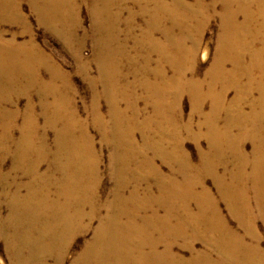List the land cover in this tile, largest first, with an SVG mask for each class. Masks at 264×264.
I'll return each mask as SVG.
<instances>
[{"label": "bare ground", "instance_id": "1", "mask_svg": "<svg viewBox=\"0 0 264 264\" xmlns=\"http://www.w3.org/2000/svg\"><path fill=\"white\" fill-rule=\"evenodd\" d=\"M128 1L149 16L147 31L134 39L144 49L139 58L144 80L138 87L147 93L152 109L143 118L126 100L131 85L123 83L127 76L121 71L123 63L132 62L124 52L132 37L126 31L120 43L116 7ZM25 2L37 22L67 49L87 35L79 34L75 0H0V244L11 263L48 264L54 258L55 264H63L73 239L89 232L96 221L91 241L72 264H264L255 229V213L264 222V0H91L97 76H89L86 64L79 73L92 90V124L113 149L114 188L102 205L97 203L99 161L87 123L71 108L66 75L36 43L23 13ZM211 14L220 23L218 49L201 81L193 69ZM5 26L21 27L28 43H17L15 36L6 40ZM153 55L158 56L154 67ZM230 91L235 95L228 101ZM184 93L195 112L210 103L207 131L190 135L194 140L204 136L210 147L196 166L182 152L180 135L192 126L182 125L179 102ZM32 96L39 98L47 117L42 127ZM23 97L27 106L19 112ZM100 98L109 103L108 121L97 110ZM246 140L252 142L251 155L244 150ZM148 152L168 164L172 176L164 175ZM46 159L53 164L50 172L41 171ZM232 164L234 171L228 169ZM207 177L242 234L230 227L219 200L206 190ZM180 240L191 255L188 260L174 253ZM198 241L210 250L195 251Z\"/></svg>", "mask_w": 264, "mask_h": 264}, {"label": "rangeland", "instance_id": "2", "mask_svg": "<svg viewBox=\"0 0 264 264\" xmlns=\"http://www.w3.org/2000/svg\"><path fill=\"white\" fill-rule=\"evenodd\" d=\"M169 1V0H163ZM189 4L194 3V0H186ZM209 2L210 0H206ZM77 18L80 21V29L81 31L80 36L87 34L85 39L82 41L79 39H75L72 42L70 49L65 47L64 42L49 34L44 27H42L38 22L36 17L32 16L25 2L23 4V13L27 16V19L31 25L34 39L39 47L45 52L46 55L52 58V61L60 67L63 74L66 75L68 82H69V91H68V99L70 101L71 108L75 113L77 119L81 122L87 123V132L90 138L93 141L95 153L97 155V159L99 161V177H100V185L98 188L97 194V203L103 204V201L109 200L111 198V192L114 188V180L111 176L112 173V146L108 142H103L100 133L97 129L94 128L92 124V108L94 105L93 94L92 90L88 85L86 78L79 73V67L81 64L89 65V76L96 78L97 76V66L95 63L96 56H97V45L94 41V32H93V23L94 19L90 13L91 7V0H75ZM79 5V6H78ZM116 10L120 12V20L121 24L119 25V34H120V43L124 44V35H126V31H130L129 35H131L132 39L129 40L127 43L124 44V52L132 59L130 64L125 63L126 65L121 67L122 73L126 74V80H123V83H130V97H127L126 100H130L133 102L137 109L140 111V115L149 116L152 113L151 106L149 105V99L147 98V93L142 87H138V83H142L144 80V75L140 71V56L144 54V49L134 43V39L141 38L145 29L147 31V27L149 24V16L145 14L139 13V6L133 2L128 1L121 3L119 6L116 7ZM241 19V18H240ZM147 26V27H146ZM5 31V39L9 40L13 36L16 37V42L19 44H26L29 41V37L27 35L22 34L21 27H12V26H5L3 28ZM220 35V23L218 18L210 16L207 27L203 30L201 43L196 53V64L193 76L196 79L204 80L205 75L208 70L213 65V61L216 58V53L218 49V39ZM157 38L159 36L157 35ZM194 39H190L187 42V47H192ZM80 44V46H79ZM75 51V52H74ZM77 55V56H76ZM158 56H152V66L154 67L155 61L157 60ZM81 62H80V61ZM191 64L186 63V68H190ZM41 71V70H40ZM169 75L172 73L169 72ZM97 81V80H96ZM98 83V81H97ZM71 87V90H70ZM101 91L100 84L96 86V92L99 94ZM234 91H230L228 93V101L233 99ZM33 97V104H34V115L38 120V123L42 127L44 123L47 121L46 114L43 113L41 110L42 108L39 107V98L36 96ZM135 97V99L133 98ZM257 97V94H255ZM51 102V99H49ZM127 102V103H130ZM96 104V102H95ZM27 106V98L23 97L20 98L17 104V110L19 112H24ZM121 109H126V102H121L120 104ZM97 110L99 111L102 119L104 121L109 120V103L100 98L96 104ZM13 108L8 107V111H11ZM179 109L182 115V125H189L191 124V129L188 132H182L180 137L182 138V152L188 156L193 166L199 164L201 160V154H206L210 147L208 145V140L201 136L199 141L192 139L190 136L191 134L197 133H204L207 131V126L204 124L205 116L210 112V103L208 101L205 102V107L203 105L201 111H194L193 102L190 96L186 93L180 99L179 102ZM53 111V106L49 107L47 114L50 115ZM248 112V109H246ZM183 125V126H184ZM236 134V132H235ZM48 144L50 146L53 145V132H49L47 135ZM136 141L138 144L141 143V138L139 134L136 135ZM170 141V140H169ZM173 141H170L167 146L169 147L168 150H171ZM244 150L248 155H251L253 150V145L250 140H246L244 142ZM148 159H152L155 162L156 167H158L162 173L166 176H172L171 169L168 164L163 163L161 158L152 157V153L148 152ZM213 159V158H212ZM6 165L5 171L8 169ZM53 167V164L50 160H45L43 166L41 168L42 172H50ZM228 169L231 171L235 170V166L229 165ZM229 170V171H230ZM29 178H24L23 182L27 183ZM204 186L206 190H209L213 195L214 199L219 200V208L224 217L227 218V221L230 227L233 230L239 232L240 234L243 233V230L239 227L237 221L230 215L228 206L224 200L220 199V195L216 189L215 183L210 177H207L204 181ZM26 191L23 192L25 194ZM252 193V194H251ZM2 194L1 187H0V195ZM249 198V206H254L253 192H248ZM216 196V197H215ZM218 203V202H217ZM87 209V208H86ZM85 209V211H86ZM88 211V210H87ZM86 211V212H87ZM194 211H196V206H194ZM8 211L5 209L3 210V215H7ZM103 215L102 212H100ZM162 215V214H161ZM255 229L261 236L260 242V249L264 251V222L262 218L257 217L258 213H255ZM258 225V226H257ZM97 226V222H93L91 225V230L85 234L77 235L70 244L69 252L65 256V262L63 264H72L75 258L79 255L82 250L83 245L85 243L91 241L93 237V230ZM180 242L174 246V253L178 256L183 257L184 259H190L191 255L189 251L185 250L181 246ZM195 251H209L210 245H205V243L198 241L194 244ZM213 257H217L216 253L211 252ZM52 260V261H50ZM47 261L48 264H55V259L51 258ZM51 262V263H50ZM0 264H12L11 261L6 256V253L3 250V246L0 244ZM225 264H231L230 262H226Z\"/></svg>", "mask_w": 264, "mask_h": 264}]
</instances>
